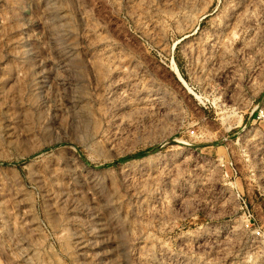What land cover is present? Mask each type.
<instances>
[{"label": "rangeland", "instance_id": "374dc122", "mask_svg": "<svg viewBox=\"0 0 264 264\" xmlns=\"http://www.w3.org/2000/svg\"><path fill=\"white\" fill-rule=\"evenodd\" d=\"M0 264H264V0H0Z\"/></svg>", "mask_w": 264, "mask_h": 264}]
</instances>
